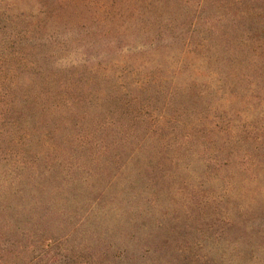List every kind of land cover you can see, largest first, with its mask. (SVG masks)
I'll list each match as a JSON object with an SVG mask.
<instances>
[{"label": "rangeland", "instance_id": "rangeland-1", "mask_svg": "<svg viewBox=\"0 0 264 264\" xmlns=\"http://www.w3.org/2000/svg\"><path fill=\"white\" fill-rule=\"evenodd\" d=\"M89 1L90 5L75 7V0H66L69 22L59 26L52 42L28 50V59L38 61L48 77L42 80V88L38 86L39 78L29 85L19 81L17 95L25 90L35 94L36 105L26 109L21 102L10 103L14 104L11 111L18 127H12L13 120L9 119L4 122V130L12 127V134L0 133V264H264V170L256 186L245 185L242 176L233 177L237 199L231 216L215 196L220 195L222 184L207 177L203 159L209 156L200 147L180 156L182 163L177 170H171L170 183H149L145 173L148 159L143 153L118 181L110 180L117 163L124 160V152L115 145L119 122L115 120L109 126L103 123L112 106L100 86L109 82L96 83L94 101L76 113L75 102L73 107L67 105L75 99L76 25L96 27V32L108 26V20L107 24L96 20L94 4L109 0ZM142 1L146 0H141V7ZM196 3L197 0H170L165 4L166 15H161L162 9H155L148 16L142 13L141 18L153 29L168 22L177 28L189 26L194 16L200 24L198 30H205L217 20V27L227 33V41L258 39V34L251 31L264 25V16L254 20L229 18L227 8L218 10L214 0H207L205 11L195 15ZM32 5L29 0H0L1 73L8 74L15 52L24 51L16 42V30L10 21L13 23L17 9L27 10ZM259 5L255 7L260 9ZM146 7L152 8L149 2ZM78 13L83 20L75 21ZM132 21L135 15L129 23ZM165 31V39L180 38L172 30ZM136 34L142 35L141 31L133 32L123 41H130ZM198 35L199 40L205 39L202 31ZM58 42L67 45L69 51L58 50ZM166 55L156 58L164 67L173 57ZM214 67L211 64L210 68ZM242 68L232 67L235 78ZM235 78L229 83L237 88L242 84ZM205 82L201 79L196 84ZM237 91L243 99L245 92L240 87ZM154 93L144 94L142 103L160 109L162 97ZM182 96L173 100V111L184 109L186 118L192 120L196 112L223 117L225 107L217 110L220 95L198 105L191 104L186 96L188 101H183ZM243 105L241 100L228 105L225 117L231 118L232 110L242 113L238 116L242 118L246 113ZM23 108L29 111L26 116ZM77 138L83 139L87 148ZM115 153H120L119 159L114 158ZM185 166L188 168L183 170ZM124 181L133 184L123 188ZM245 218L251 229L241 225Z\"/></svg>", "mask_w": 264, "mask_h": 264}, {"label": "trees", "instance_id": "trees-1", "mask_svg": "<svg viewBox=\"0 0 264 264\" xmlns=\"http://www.w3.org/2000/svg\"><path fill=\"white\" fill-rule=\"evenodd\" d=\"M29 1L33 3L32 7L17 9L13 23L10 21V26L16 30V42L24 51L15 52L13 67L8 74L0 72V98H3L0 100V133L4 134H12V127H18L16 115L11 111L14 107V104L10 105L12 101L16 105L21 102L27 106L26 109L34 107L38 101V97L27 90L17 95L19 81L29 85L38 78L41 83L48 77L38 61L28 59V50L43 47L54 38L61 24L69 22L65 16L68 9L66 0ZM169 1L164 0L163 4L160 0H146L142 1L143 7L141 0H109L101 6L94 4L96 20L103 24H107L108 20V26L96 32V27L76 25L75 99L68 101L67 105L73 107L75 102L76 113L83 105L94 101L92 92L96 83L109 82L100 86L104 89L101 92L105 93L107 103L112 106L105 114L103 123L109 126L115 120L119 122V140L115 145L124 152V160L117 163L116 173L110 180L118 181L125 169L143 153L144 158L148 159L145 173L150 178L149 183H170L171 170H177L182 163L180 156L200 147L204 155L209 156L203 159L207 177L215 178L222 184L220 195L215 196L223 210L231 216L232 206L237 199L233 177L242 176L243 183L251 186H256L263 177L264 25L249 30L257 33L258 39L229 41L225 38L227 33L217 27V20L209 23L205 30H198L200 24L194 21V16L189 26L179 25V28L172 22L158 24L154 29L151 24L145 25L142 13L147 12L145 16H148V12L162 9L164 12L161 15H166L168 9L165 4ZM147 2L151 9L146 7ZM206 3L207 0H197L193 7L194 14L204 12ZM214 3L218 10L226 7L229 18L254 20L264 16V0H214ZM256 3L260 4V9L255 7ZM81 4L90 5V1L75 0V7ZM133 15L135 21L130 24ZM76 20H83L81 14L75 15ZM155 29L157 33L154 34ZM167 29L180 38H163L162 34ZM139 31L142 35L136 34L126 43L123 41ZM199 31L203 32L205 39H198ZM186 34L189 36L186 37ZM56 48L63 53L69 51L63 42H58ZM167 53L165 57H173L168 58L167 67H164L156 58ZM211 64L215 65L213 69L210 68ZM203 65L209 67L204 68ZM238 66L243 68L235 78L232 67ZM234 78L242 84L238 87L245 92L243 99L238 94V87L229 83ZM201 79L206 82L196 84ZM38 86L42 88V83ZM31 88L30 85L29 91ZM82 88L88 89L83 91ZM153 91H156L154 94L157 98L162 97L160 100L164 104L160 109L153 108L150 103L146 106L142 103L141 97L144 94L150 96ZM179 95L188 97L193 105L201 104L213 95H220L217 110L225 107L223 117H208L196 112L190 120L186 118L184 109L181 112L173 111V100ZM184 96L183 101H188ZM237 100L244 103L246 113L241 118L238 116L242 113L230 110L231 118H226V107ZM95 107L100 109L98 105ZM141 108H146L145 112ZM23 110L24 116L29 114V111ZM9 119L13 120L12 127L4 130V122ZM77 140L87 148L83 139ZM120 153H115L114 158L119 159ZM187 168L185 166L183 170ZM132 184L124 181L121 187ZM248 223L249 219L245 218L241 225L251 229Z\"/></svg>", "mask_w": 264, "mask_h": 264}]
</instances>
